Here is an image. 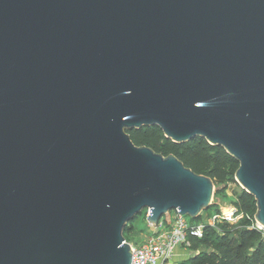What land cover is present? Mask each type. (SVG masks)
Masks as SVG:
<instances>
[{
    "label": "water",
    "instance_id": "water-1",
    "mask_svg": "<svg viewBox=\"0 0 264 264\" xmlns=\"http://www.w3.org/2000/svg\"><path fill=\"white\" fill-rule=\"evenodd\" d=\"M142 126L221 146L264 228V0H0V264H130L142 209H208Z\"/></svg>",
    "mask_w": 264,
    "mask_h": 264
},
{
    "label": "trees",
    "instance_id": "trees-1",
    "mask_svg": "<svg viewBox=\"0 0 264 264\" xmlns=\"http://www.w3.org/2000/svg\"><path fill=\"white\" fill-rule=\"evenodd\" d=\"M126 132L134 145L147 146L164 156L173 154L185 167L209 177L214 183L225 182L238 167L237 161L221 146L211 145L202 137L175 143L157 126H142ZM234 206L238 212L253 218L255 200L245 190L238 193ZM227 213L229 209L223 214ZM251 223L243 217L236 224L221 222L216 227L204 226L200 238L189 237L190 250L192 244L200 245L199 250L180 264H264V232L251 228ZM125 232H128L127 224L122 231L127 242Z\"/></svg>",
    "mask_w": 264,
    "mask_h": 264
},
{
    "label": "built area",
    "instance_id": "built-area-1",
    "mask_svg": "<svg viewBox=\"0 0 264 264\" xmlns=\"http://www.w3.org/2000/svg\"><path fill=\"white\" fill-rule=\"evenodd\" d=\"M144 210V214L147 216L149 209L145 208ZM243 217L252 221L251 228L264 232V228L254 220V216L251 219L248 214L238 212L235 206H232V211L229 214H223L219 210L210 216L205 215L204 220L198 224L188 223L184 215L178 213L177 209H172L162 215L156 225L149 224L155 228L160 226L163 229L162 233L139 247L130 244L132 251L130 264H173L175 253L179 251L181 255H186L190 251L189 237L200 238L204 226L216 227L221 222L236 224ZM164 220L168 222V229L164 227Z\"/></svg>",
    "mask_w": 264,
    "mask_h": 264
},
{
    "label": "rangeland",
    "instance_id": "rangeland-1",
    "mask_svg": "<svg viewBox=\"0 0 264 264\" xmlns=\"http://www.w3.org/2000/svg\"><path fill=\"white\" fill-rule=\"evenodd\" d=\"M242 190L241 186L237 183L234 179V174L225 182L223 183H214L213 182V192L211 196V206L201 212V216L197 218H190L187 215H184L185 220L188 223H200L204 220L205 215L210 216L215 211H224L229 209L232 211V206L236 204L237 195ZM145 210L142 209L137 215H135L132 219L127 221L128 232H125L127 236V243L131 244L132 246L139 247L140 245L144 244L146 241L153 239L155 236H158L159 233L163 232L160 226L158 227H151L146 220ZM164 227L168 229V222L164 220ZM123 234V233H122ZM192 249L186 255H180L175 258V262L173 264H180V262L190 255L195 254L200 245L192 244ZM193 250V251H192Z\"/></svg>",
    "mask_w": 264,
    "mask_h": 264
},
{
    "label": "crops",
    "instance_id": "crops-1",
    "mask_svg": "<svg viewBox=\"0 0 264 264\" xmlns=\"http://www.w3.org/2000/svg\"><path fill=\"white\" fill-rule=\"evenodd\" d=\"M180 255H181V254L179 253V251H177V252L175 253L174 257H173L174 261H175V258L178 257V256H180Z\"/></svg>",
    "mask_w": 264,
    "mask_h": 264
}]
</instances>
